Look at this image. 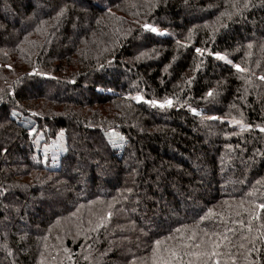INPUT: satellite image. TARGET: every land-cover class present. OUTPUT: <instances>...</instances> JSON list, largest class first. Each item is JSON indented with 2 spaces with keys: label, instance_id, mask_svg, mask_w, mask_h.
Listing matches in <instances>:
<instances>
[{
  "label": "trees",
  "instance_id": "1",
  "mask_svg": "<svg viewBox=\"0 0 264 264\" xmlns=\"http://www.w3.org/2000/svg\"><path fill=\"white\" fill-rule=\"evenodd\" d=\"M233 3L243 0H0V220L14 198L43 206L29 211L33 228L8 233L5 245L20 263L49 252L57 218L77 212L65 240L77 264L96 231L90 264H151L156 240L167 248L193 232L204 241L227 235L218 250L238 264L245 249L237 246L254 242L247 259L264 264V0L228 20L221 14L234 13ZM145 22L168 35L145 32ZM217 51L233 64L207 54ZM209 89L214 96L205 99ZM137 93L179 104L152 107L131 98ZM29 119L51 123V137L64 135L53 168L36 158ZM12 176L25 194L11 196ZM89 201L98 203L92 218Z\"/></svg>",
  "mask_w": 264,
  "mask_h": 264
},
{
  "label": "rangeland",
  "instance_id": "2",
  "mask_svg": "<svg viewBox=\"0 0 264 264\" xmlns=\"http://www.w3.org/2000/svg\"><path fill=\"white\" fill-rule=\"evenodd\" d=\"M22 2H17L16 4H14L15 9H17V7H21L22 6ZM38 4V3H37ZM39 5V4H38ZM39 7H41V9L43 8L42 5L40 6H36L34 8V11L36 13H39V11H41V9H39ZM10 11V9H8ZM13 12V11H11ZM8 22L10 23L11 26V30H13L14 32L20 28L19 25L11 23L10 22V18L8 19ZM158 28V27H157ZM73 30L76 29L75 27L72 28ZM160 29V28H158ZM161 31H163L164 29H160ZM51 89V88H50ZM136 96V95H135ZM20 119H25L24 116L21 115ZM42 122H36L33 119H29L27 120V125L30 126L31 128H37L39 130V132L42 135V138L40 140L39 143H36V137L35 135H29L30 136V141L32 144V148H35L36 152V158H39L40 161L42 162L43 165L53 168L51 166H56L57 165V161L58 158L62 155V153L64 152V135H62V131L58 130L55 132V137H51L53 135H51V129L52 128V124L51 123H45V120L43 119H39ZM45 123V124H44ZM48 124V125H47ZM240 126V125H237ZM51 128V129H50ZM29 129V130H30ZM29 130H28V134H29ZM57 136V137H56ZM45 145H48L47 151H45ZM55 158V159H53ZM49 165V166H48ZM21 170V168H19ZM13 180L15 181L13 184H5L6 187H8L11 191V196L15 195L18 192H21L23 194L26 193V184L19 178H15L14 176H12ZM31 183V180H30ZM4 186V187H5ZM5 192H8L7 190ZM46 194H49L48 192ZM63 196V204H66L64 201L65 195ZM29 198H14V201L10 200L9 206L6 207L3 212V215L1 217L0 220V232L3 235V239L2 242L0 241V249L3 250L5 253L0 252V264H25V262L20 263L16 253L7 245V242L11 239H9V235L8 233L14 234L15 231L16 233H21L22 231H26L27 229L33 228L32 225V216L30 215L31 213H29V211H31L33 208H35L36 206H39L40 209L43 207L40 202L38 200H33L29 195ZM61 201L62 198L59 195ZM53 200V199H51ZM38 201V203H37ZM59 201V200H58ZM50 203V201L46 202V204ZM45 204V205H46ZM24 205V206H23ZM95 205H98L97 202H93L90 204V208H89V213L91 215L92 218V212H94ZM48 208L46 209H42V211H46ZM50 211V210H49ZM18 212H23V218L22 221L17 225V228L15 229V224L17 222V220L19 219L17 213ZM76 217H78L77 212H74L70 217L67 216H60L58 217V223L56 225V234H55V241L50 243L49 249L51 248V250L45 254H41L39 257L36 256V258L31 259L30 261L26 262V264H58L59 261H56L57 259L55 258L56 256H59L62 261L61 264H67L66 260H69L71 263L73 264H77V262L73 261L75 255H73V251L69 248V246H66L65 240L68 236H70L72 233V231L74 229H76L78 227V224L74 223L73 221H71L70 219H75ZM43 218H45V216H41V214H39V216H37L35 218V222H42ZM107 218L100 220L98 223V226H101L102 223H106L108 221H106ZM92 221V219H91ZM95 222V221H94ZM92 224V223H91ZM43 231H41L42 233ZM79 230H77L73 236L74 241L78 238V233ZM98 234L99 231H96L95 233H92V235H89L87 237V239L83 240V242H89V240L93 241L94 243H87L86 244V249L84 250V254L82 255V263H84L86 257L88 259L86 264H90L93 261V258L96 257V253H95V245L97 244V242H100L98 239ZM41 236V235H40ZM40 236L38 238H40ZM45 251V250H44ZM93 253H95V256L92 255ZM6 254V255H5ZM7 256V257H6ZM62 256V257H61ZM37 260V261H36ZM39 262V263H38Z\"/></svg>",
  "mask_w": 264,
  "mask_h": 264
},
{
  "label": "snow or ice",
  "instance_id": "3",
  "mask_svg": "<svg viewBox=\"0 0 264 264\" xmlns=\"http://www.w3.org/2000/svg\"><path fill=\"white\" fill-rule=\"evenodd\" d=\"M152 7H158V3H153L151 5ZM250 6H254L251 3V0H243L242 4L233 3L232 7L234 9V13L225 12L222 13V16H227L228 20L233 19L234 14H242L243 11ZM63 16V10L61 12L57 13V21L61 19ZM0 27H3L0 25ZM142 29L145 32H150L152 34H155L157 36H165L168 35L167 29L161 31L158 29L154 24L145 22L141 25ZM222 27H226V25H222ZM178 45H181L180 41L176 42ZM185 46V45H181ZM249 47H251V44H249ZM156 55H159L158 50H154ZM195 52L198 55H205V50L202 48H195ZM208 55H213L217 60L225 61L227 64L232 65L233 62L229 60L225 55L221 54L220 52H214V53H207ZM147 53H140V56H145ZM139 58V57H138ZM10 67V66H9ZM199 67V65H197ZM233 67L238 72H246L248 69L242 68L240 64H234ZM167 70V68L165 69ZM41 75H46L41 73ZM261 80H264V76L260 77ZM192 80L189 79L188 83L191 84ZM214 96V91L212 89H209V91L206 94L205 99H211ZM132 99L136 100L137 102L147 103L148 105L152 107H158L160 109L164 108H172L175 104H179V99H176L175 101L171 97H165L161 100L157 99H146L144 96L140 95L139 93L136 94L135 97H131ZM0 100H2V97H0ZM190 111L193 114L197 113L196 108H190ZM12 115H18L17 112L13 111ZM208 119L211 120H222L223 118L219 116H211L208 117ZM233 124L241 125V128L247 127L251 128V125H244L243 121L232 119L230 121ZM259 131L264 132V127H260ZM29 135H35L36 137V143H39L42 135L39 132L37 128H31L29 130ZM119 139H123V137H119ZM115 143V142H114ZM226 147L231 148V145H227ZM48 145H45V151H47ZM66 150V149H63ZM6 151V149H5ZM55 159V158H53ZM128 191H131V189H128ZM89 203H92L89 201ZM111 207V205H109ZM260 209H264V203H261L258 205ZM109 217L111 216V213L109 212L107 214ZM201 219H204L202 217ZM236 223L243 224L242 221H236ZM177 232H180V229H176ZM231 231V230H229ZM248 231L251 232V227L248 228ZM168 239H175L174 237H169ZM197 239H201L200 243H197ZM228 236L224 235L222 240L220 242H216L215 240L210 241H204L202 238L197 237L196 233L193 232L191 235L188 236H181L180 240L177 243H174L173 245L167 247V248H161V241L156 240L155 245L156 247L153 248L152 256H151V264H238L237 257L234 256L231 251L228 252H222L219 251L223 246H227L224 244V242L228 241ZM187 241V242H185ZM211 244V247H208V244ZM238 248L245 249L244 253V259L245 264H258L256 260L249 261L247 257L251 255L253 252H256L257 249L255 247L254 242H250V245L246 248L244 243H241L237 246ZM221 257H227V261L222 260Z\"/></svg>",
  "mask_w": 264,
  "mask_h": 264
}]
</instances>
